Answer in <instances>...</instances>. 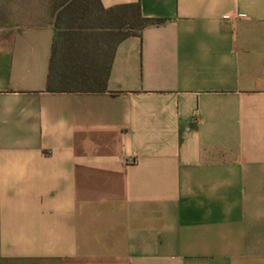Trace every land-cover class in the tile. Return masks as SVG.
I'll return each mask as SVG.
<instances>
[{"label":"crops","instance_id":"1","mask_svg":"<svg viewBox=\"0 0 264 264\" xmlns=\"http://www.w3.org/2000/svg\"><path fill=\"white\" fill-rule=\"evenodd\" d=\"M70 1L0 0V264H264V0H100L165 21L50 91Z\"/></svg>","mask_w":264,"mask_h":264},{"label":"trees","instance_id":"2","mask_svg":"<svg viewBox=\"0 0 264 264\" xmlns=\"http://www.w3.org/2000/svg\"><path fill=\"white\" fill-rule=\"evenodd\" d=\"M117 8H105L100 0H71L61 10L55 24L48 90H106L117 41L103 43L94 33L93 29L104 28V16H111L110 28L119 29L118 39L165 21L142 15L139 4L119 6L131 9L126 16L116 15ZM62 17L68 18L63 25ZM88 28L92 30H84Z\"/></svg>","mask_w":264,"mask_h":264}]
</instances>
